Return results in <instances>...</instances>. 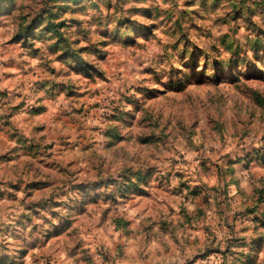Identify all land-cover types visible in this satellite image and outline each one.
<instances>
[{"label":"rangeland","instance_id":"1","mask_svg":"<svg viewBox=\"0 0 264 264\" xmlns=\"http://www.w3.org/2000/svg\"><path fill=\"white\" fill-rule=\"evenodd\" d=\"M0 264H264V0H0Z\"/></svg>","mask_w":264,"mask_h":264}]
</instances>
